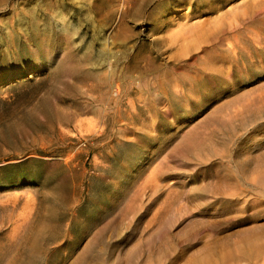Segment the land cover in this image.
<instances>
[{"label":"rangeland","instance_id":"374dc122","mask_svg":"<svg viewBox=\"0 0 264 264\" xmlns=\"http://www.w3.org/2000/svg\"><path fill=\"white\" fill-rule=\"evenodd\" d=\"M0 264H264V0H0Z\"/></svg>","mask_w":264,"mask_h":264},{"label":"bare ground","instance_id":"6f19581e","mask_svg":"<svg viewBox=\"0 0 264 264\" xmlns=\"http://www.w3.org/2000/svg\"><path fill=\"white\" fill-rule=\"evenodd\" d=\"M31 14V13H30ZM66 17V16H65ZM65 17H63V16H59L58 18H60V20L62 21V23L63 24H61L62 25V27L63 28H66V29H68V30H72V33L75 31V29H74V26H72L69 22H67L66 20H65ZM62 30V29H61ZM75 33V32H74ZM74 35V34H73ZM103 48H104V46H103ZM88 50H89V48H88ZM97 56V55H96ZM100 58V57H99ZM95 60V59H94ZM93 61V60H92ZM9 79H11V76H7L6 77V80H9Z\"/></svg>","mask_w":264,"mask_h":264}]
</instances>
